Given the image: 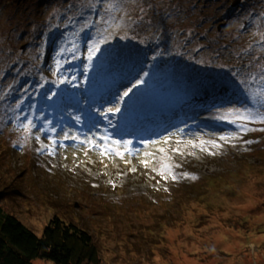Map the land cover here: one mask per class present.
Listing matches in <instances>:
<instances>
[{"label":"rangeland","instance_id":"rangeland-1","mask_svg":"<svg viewBox=\"0 0 264 264\" xmlns=\"http://www.w3.org/2000/svg\"><path fill=\"white\" fill-rule=\"evenodd\" d=\"M147 1L53 2L52 21L54 13L60 17L69 8L72 12L56 22L67 25L59 35L65 41L46 48L43 56L37 44L44 29L49 31L43 25L45 10H38L43 5L39 0H0L1 202L39 233L54 214L78 223L92 234L104 264H264V63L252 65L260 88L250 87L242 71L237 74V68L225 65V57L235 54L239 32L246 30L264 44V33L254 32L264 21L259 14L264 0L238 5L233 0H187V15L173 25V36H193L190 45L171 46L172 31L161 33L165 68L151 67L147 82V88L154 85V98H159L161 72L182 79L185 90L170 98L163 92L151 105L155 117L129 140L110 139L104 131L81 126L84 136L69 129L64 133V122L44 113L51 105L60 115L59 101L66 104L73 97V87L63 84L65 60L76 55L99 64L100 57L94 60L98 51L91 59L89 51L100 49L105 39L112 41L113 51H120L113 36L120 27L129 33L123 35L137 62L155 52L154 46L137 49L138 38L132 35L144 30L139 28L153 16L148 11L146 20L142 17ZM207 40L216 48L202 50L199 42ZM254 57L252 63L264 62V53ZM107 61L116 63L107 66L106 75L132 64L113 56ZM208 76L222 87L199 89ZM123 80L110 78L103 86L116 94V101L101 100L100 105H107L101 112L123 103L117 93L132 86ZM73 110L83 121L82 105ZM108 148L111 154L105 153Z\"/></svg>","mask_w":264,"mask_h":264},{"label":"trees","instance_id":"trees-1","mask_svg":"<svg viewBox=\"0 0 264 264\" xmlns=\"http://www.w3.org/2000/svg\"><path fill=\"white\" fill-rule=\"evenodd\" d=\"M3 1L6 2L8 0ZM55 1L57 0H39L43 7L38 10H45L46 12L43 25L47 26L49 29L48 32L44 29V35L41 37L42 42H37L38 45H42L41 50L43 56L46 48L52 50L55 48V44L65 41L59 35L62 29L67 25H56V22L64 15L72 12L69 8L67 11H62L60 17H58L57 13H54V20L52 21L49 17V12H55V10L49 5ZM209 1L212 3L214 2V0ZM243 1L244 0H240L239 3L241 4ZM236 2H238V0H233L232 4L235 5ZM147 3L149 7L143 10L144 13L142 17L146 20L145 16L148 11H152L153 16L149 14L146 25L139 28L144 30H133L132 35H136L138 38V42H136L138 44L137 49L146 46H154L153 51L155 52L145 53L140 62L136 61L135 52L130 50V43L125 40V36L123 35L125 31H123L122 27H120L117 32L113 33L115 41L120 46V51H113L110 47L113 45L112 41L105 39L101 42L97 57L94 59L96 60L100 57L99 64H95L90 60L76 58V55L70 56V52L67 54L70 57L65 60L67 69L64 72L65 75H63V77L65 76L66 78L63 80V84L67 87H73L71 91L73 97L71 100L66 101V104H62V101L65 102V100L61 99L59 101L60 107H62L60 115H58L57 111L51 105H48V107L44 109V113H46L49 118H57L59 122H64L60 128L62 131L65 130L64 133L69 129L68 131L71 134H80L78 132L80 131V126L91 130L94 126H98L100 121L104 119L105 124L109 125L111 123L108 130H111L113 135L119 136L121 134L116 124L118 125L121 122L124 123L130 120L129 130H132L136 124H142L145 120L155 115L154 112L151 113V111H153L151 105L157 103L163 92H166L164 95L165 97L170 98L174 95L182 94L179 93L182 88L185 90L182 79H173L172 77H167L164 72H161L163 79H160V85L158 87L159 98H154L151 94L154 85L147 88V82H149L148 77H152L150 75L151 67L165 68L164 54L166 50H163L162 40L160 38L161 33H165L168 30L172 31L171 46L178 45L179 48H181L182 46L190 45L188 40L193 36L184 39V34H177L181 36L182 39L180 40L176 39L178 38L177 35H175V37L173 36V25L186 17V10L189 7V2L187 0H148ZM132 11L133 9L131 8L126 9L129 19ZM259 14L264 16L263 11H259ZM263 22L264 21H261V24L256 25V29H254L255 33H264V27L262 26ZM59 26L61 28H59ZM133 26L135 25L133 24ZM85 31L87 36L88 30ZM125 33L129 34L127 32ZM249 33L246 30L239 32V36L236 38L237 45L233 48L235 49V54L231 53V57L229 55L225 57V65L230 63L233 70L237 68V74L242 71L250 87L253 85L260 88L262 84H258L253 77L252 65H259L264 62L252 63L251 60L255 58L254 56H259L261 53H264V44L256 43V40L253 39L252 35ZM21 37V34L18 35V39ZM199 40L205 39L199 38ZM209 42L210 40L200 41L199 47H201L202 50L205 47L214 49L215 46L213 44H208ZM154 43H159L160 45L156 47ZM75 50L76 49H74V51ZM112 56L119 58L123 64L124 60L132 64L126 67L124 71L115 69L113 74L106 75L108 72L106 69L107 66L116 63V61H107ZM70 67L79 68V70L71 72L69 70ZM100 69H102L104 73H100ZM189 70L191 71L193 69L188 68L187 71ZM71 75L72 77H70ZM114 77L122 80L124 78L129 79L132 85V92L129 93L127 97H125L122 92L117 93V95L123 98V103L120 105L119 111L113 109L112 112H109L108 110L110 108H108L106 113L101 112V114H99L98 111L106 110L107 107L105 104L100 105L102 100L100 94L104 95L106 92L105 88L107 87L103 86L110 82V78ZM155 80V83L158 84V78L155 77ZM171 82L172 85H170ZM133 85H136V87H133ZM89 86V90L86 89V87ZM221 87L222 86L214 83L211 76H208L199 84L198 88L207 89L206 91L212 92ZM226 87L230 88L229 85ZM95 89L99 91L98 96L94 94ZM82 94H84V97L80 101L79 97L82 96ZM75 96L78 97L75 98ZM75 100L78 102L75 103ZM115 101L116 100H111L106 104H111ZM80 104L84 110L83 121L77 120L76 115L73 114V109H76V106ZM128 104H131V106L129 107ZM70 107H72V109H70ZM177 107L178 106H173L172 110ZM135 108L136 111L134 110ZM133 112L134 115L132 116ZM166 112L169 111L166 109ZM102 115H104L103 119ZM81 121V125H78ZM73 141L78 142V140L70 139V142ZM86 150L88 151V149ZM153 192L152 190L149 193ZM50 217L42 233H39L34 228L27 225L17 214H14V212L6 208L2 204L0 198V264H38L37 261L40 259L52 261L55 264H104L99 249L94 243L93 236L89 231L81 227L78 223L64 220L60 215L54 214Z\"/></svg>","mask_w":264,"mask_h":264},{"label":"snow or ice","instance_id":"snow-or-ice-1","mask_svg":"<svg viewBox=\"0 0 264 264\" xmlns=\"http://www.w3.org/2000/svg\"><path fill=\"white\" fill-rule=\"evenodd\" d=\"M97 51H99V48H98V47H93V48L89 51V59H91L92 55H93L95 52H97ZM133 87H136V85H133ZM131 92H132V88H129L127 91L124 92L123 95H124L125 97H127V96H129V93H131ZM108 111H109V112H112L113 109L110 108ZM115 111H119V108H116ZM249 115L251 116L252 113H249ZM256 115H259V112H257ZM65 138H67V137H65ZM166 142H167V138H165V143H166ZM161 151H163V149H161ZM111 152H112V149H111V148H108V149L105 150V153H106V154H111ZM116 155H122V153H120V152L117 150V151H116ZM145 155H150V154H149V153H145ZM144 163H145V166H147V161H145ZM173 179H175L174 176H173Z\"/></svg>","mask_w":264,"mask_h":264},{"label":"bare ground","instance_id":"bare-ground-1","mask_svg":"<svg viewBox=\"0 0 264 264\" xmlns=\"http://www.w3.org/2000/svg\"><path fill=\"white\" fill-rule=\"evenodd\" d=\"M221 99H226V98L222 97ZM115 124H116V122H115ZM116 126L118 127L120 134L130 135V131L129 130L127 131L128 128L130 129V123L129 122H124V123L121 122L118 125L116 124Z\"/></svg>","mask_w":264,"mask_h":264},{"label":"clouds","instance_id":"clouds-1","mask_svg":"<svg viewBox=\"0 0 264 264\" xmlns=\"http://www.w3.org/2000/svg\"><path fill=\"white\" fill-rule=\"evenodd\" d=\"M113 97L115 98L116 97V94H114Z\"/></svg>","mask_w":264,"mask_h":264},{"label":"water","instance_id":"water-1","mask_svg":"<svg viewBox=\"0 0 264 264\" xmlns=\"http://www.w3.org/2000/svg\"><path fill=\"white\" fill-rule=\"evenodd\" d=\"M240 0H238V2H239ZM220 28H221V26H220Z\"/></svg>","mask_w":264,"mask_h":264}]
</instances>
